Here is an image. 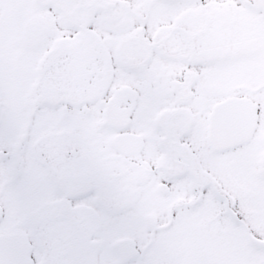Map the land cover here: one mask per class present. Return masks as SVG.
Listing matches in <instances>:
<instances>
[{"label": "snow or ice", "instance_id": "snow-or-ice-1", "mask_svg": "<svg viewBox=\"0 0 264 264\" xmlns=\"http://www.w3.org/2000/svg\"><path fill=\"white\" fill-rule=\"evenodd\" d=\"M0 264H264V0H0Z\"/></svg>", "mask_w": 264, "mask_h": 264}]
</instances>
